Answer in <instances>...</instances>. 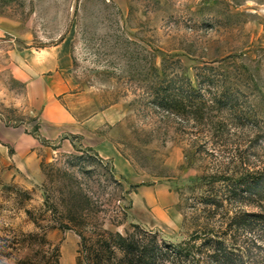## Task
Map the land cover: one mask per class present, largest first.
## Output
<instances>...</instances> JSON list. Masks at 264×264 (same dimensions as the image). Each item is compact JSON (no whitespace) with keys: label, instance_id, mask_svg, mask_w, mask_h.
<instances>
[{"label":"rangeland","instance_id":"1","mask_svg":"<svg viewBox=\"0 0 264 264\" xmlns=\"http://www.w3.org/2000/svg\"><path fill=\"white\" fill-rule=\"evenodd\" d=\"M0 21L18 48L69 42L70 74L110 110L103 134L118 154L46 148L39 181L0 185V264L76 263L79 237L43 204L69 182L95 201L91 236L134 224L178 243L197 222L223 230V211L201 199L227 194L216 177L239 160L264 167V0H0ZM3 65L0 56V116L32 131L35 114ZM140 186L172 193V223L143 224L150 217L130 200ZM228 209L248 214L235 234L256 238L249 264H264V204Z\"/></svg>","mask_w":264,"mask_h":264},{"label":"crops","instance_id":"2","mask_svg":"<svg viewBox=\"0 0 264 264\" xmlns=\"http://www.w3.org/2000/svg\"><path fill=\"white\" fill-rule=\"evenodd\" d=\"M7 28L0 21L3 67L11 81L21 87L35 114L36 128L29 131L22 123L13 124L0 116V185L26 187L36 183L45 149L58 145L71 148L73 141L114 162L117 150L103 134L110 125V110L97 106L90 91L77 88L70 74L69 42L60 39L40 48H18ZM137 198L142 212L153 220L142 221L149 229L172 223L170 214L175 211L167 189L137 187L130 197L131 209Z\"/></svg>","mask_w":264,"mask_h":264},{"label":"trees","instance_id":"3","mask_svg":"<svg viewBox=\"0 0 264 264\" xmlns=\"http://www.w3.org/2000/svg\"><path fill=\"white\" fill-rule=\"evenodd\" d=\"M216 179L227 194L204 196L201 204L223 211L226 216L223 230L197 222L187 239L178 243L165 242L156 232L141 230L134 224L124 234L106 230L92 232L91 236L86 228L97 224L96 204L75 182L61 185L56 204L48 200L43 204L46 211L57 214L59 228L72 230L79 237L75 264H249L248 243L255 246L257 240L244 231L235 234L238 228L243 229L249 216L239 209L230 213L228 205L264 204V167L254 169L239 160L231 174L223 172Z\"/></svg>","mask_w":264,"mask_h":264}]
</instances>
